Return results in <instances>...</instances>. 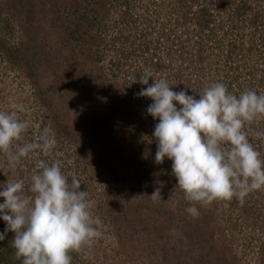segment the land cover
Listing matches in <instances>:
<instances>
[{
    "label": "rangeland",
    "instance_id": "1",
    "mask_svg": "<svg viewBox=\"0 0 264 264\" xmlns=\"http://www.w3.org/2000/svg\"><path fill=\"white\" fill-rule=\"evenodd\" d=\"M92 1L27 0V8H31L34 14L37 31L47 41L48 52L56 57H45L44 61L34 64L27 61L12 63L0 50V111H10L12 104L25 108L24 113L18 114L21 119L29 121L22 142H34L46 125L55 132V143L47 153L36 151L16 168H10L6 158L0 154V183L23 180L27 193L32 175L39 171L37 162L41 159L49 165L58 164L68 177L69 184L73 176L79 179L80 189L88 193L91 215L102 222V237L95 241L91 249L69 253L71 264H264V190L256 193L258 197H253L258 204L248 212L244 207H233L231 200H218L206 205L197 204L200 215L193 218L187 213L186 217L180 209L186 211L191 202L185 200L183 191L176 187L172 178L168 177L166 182L158 185L163 202H154L152 198L148 200L150 194L145 190L147 184L153 183L151 179L145 178L136 184L130 179L127 184L119 180L118 184L115 182L116 188H113L107 171L104 175L105 170L92 160L96 150L99 156L105 150L114 153L116 148L119 155L125 153L126 149L134 157H140L141 152V158L147 163L148 153L157 151V145L155 149L140 141L143 136L152 135L155 125L152 122L155 120L142 112L143 104L140 105L136 96L140 91L139 86L144 88L145 85L140 84L133 73L121 70L117 61L121 54L119 50L125 47L126 51L134 49L132 42L141 39L142 31H147L148 38L153 42L162 31L164 34L168 31L169 39L158 44L162 50L176 51L177 57H170L177 60L173 61L176 71L201 65V58L207 63L201 65L204 73L213 68L223 71L225 65L231 68L227 50L250 47L255 44L258 34L264 32V0H104L106 4L102 7L106 12L102 16L107 24L110 21V25L106 30L107 35H103L104 42L93 44L95 54L88 52V48L77 43L79 40H74L56 25L58 15L64 17V11H56L55 6L69 2L79 10L77 16H85L87 3ZM125 2L128 4L125 5ZM4 4V1L0 3L1 8ZM202 8H207L211 15V22L203 33L196 21ZM125 10L128 18L132 17L127 25L120 20ZM115 20L118 21L117 28H112ZM80 29L81 32L86 30L83 24ZM245 32L251 34L245 35ZM12 34L5 43L18 44L28 36L20 28ZM115 37L119 41L114 45ZM124 37L130 38L127 46V41L120 43ZM188 52L185 57L180 56ZM200 52H203V57L197 58ZM260 52L262 55L252 62L247 53L244 54L242 68L238 67L239 73L233 70L236 76L229 75L225 81L230 92L237 95L259 89L263 93V87L258 88L259 81L264 80V72L261 71L264 69V51ZM131 53L129 63L139 64L143 61L140 54ZM249 62L251 67L247 66ZM31 67L33 75H28ZM174 71L169 69L171 77H175ZM100 86L107 89L101 90ZM103 100L119 106L117 113L110 109L111 103L105 104ZM100 104H103L101 117ZM54 110L58 112L55 114ZM58 115L66 120L62 123L58 118L59 124L55 126V116ZM110 119L114 124L117 119L118 130L110 144H105L108 138L103 139V144L99 131L103 128L106 133L105 126L110 128L112 125ZM67 125L76 133L72 136L77 140L68 137L64 131ZM257 125L264 128L261 121ZM87 136L92 139L88 140ZM84 141L94 151L85 154L80 150L78 143ZM102 161L105 165L109 164L108 157H102ZM164 161L167 164L162 165V169L172 163L167 159ZM125 162L130 163L125 173L130 177L137 172L136 162L133 164L129 155ZM160 166L161 163L159 167L150 163L147 167L157 183L160 177L156 173ZM114 199L118 204H109ZM160 224L165 225L163 232L158 233ZM4 229L5 222L0 220V232H4ZM13 236L14 233L12 239ZM7 250L4 247V251ZM180 253L186 255L185 261L179 258ZM164 254L171 257V262L163 260Z\"/></svg>",
    "mask_w": 264,
    "mask_h": 264
},
{
    "label": "clouds",
    "instance_id": "2",
    "mask_svg": "<svg viewBox=\"0 0 264 264\" xmlns=\"http://www.w3.org/2000/svg\"><path fill=\"white\" fill-rule=\"evenodd\" d=\"M138 82L146 87L137 95L151 99L146 112L158 121L152 133L155 162H172L176 187L191 202L186 211L193 218L200 215L197 204L236 198L242 205L252 192L264 190V159L244 131L245 125L264 120V94L247 90L236 95L216 82L196 98L184 89L173 91L150 73ZM10 108L0 111V154L16 168L36 151L47 153L55 132L46 125L34 142H22L29 121L18 114L26 110L19 104ZM255 135L264 138V132ZM37 168L27 193L23 180L0 183V220L5 222L0 241L14 233L10 242L21 264H71L69 253L91 249L102 237V222L91 215L88 193L77 177L69 184L58 164L43 159ZM150 197L163 202L159 188Z\"/></svg>",
    "mask_w": 264,
    "mask_h": 264
},
{
    "label": "trees",
    "instance_id": "3",
    "mask_svg": "<svg viewBox=\"0 0 264 264\" xmlns=\"http://www.w3.org/2000/svg\"><path fill=\"white\" fill-rule=\"evenodd\" d=\"M3 1L5 2V4L2 5V8L0 6V50H2L3 56L6 55V57L9 60H11L12 63L27 61L28 63L31 62L33 64L35 62L37 63V62L44 61L43 59L45 57H52V56L56 57V55H54L52 52L51 53L48 52L47 46H46L47 41H45L44 38L42 39V34H40L37 31V28L35 27V21L33 20L34 14L31 11V8H27V4H26L27 0H0V3L1 2L3 3ZM101 1H102V3H101ZM105 4L106 3L104 2V0H94L90 3H87L85 10H86V12L87 11L88 12H87V14L85 13V16H77L79 14V10L76 7H73V5H70L69 2H66V3L64 2L60 6H55L57 8L56 11H60V10L64 11V17L62 15H58V17H57V18H59V20L58 19L56 20V22H57L56 25L58 26L57 28L62 29L65 33H68L70 37H74V40H77V41L79 40L77 43H79L85 49L88 48V50H89L88 52H90V53L93 52L95 54V49H94L93 44L96 45L98 43L100 45L101 43L104 42V36L103 35L104 34L107 35L106 30H108V28H109L108 26L110 25V23H109L110 21H108V24H109L108 25L104 21V17L102 16V14L104 12H106V9L104 7H102V6H105ZM127 4H128V2H125V5H127ZM202 9H200V11L198 12L197 17H196V21L201 28L200 29L201 33H203L205 31V28L208 27L210 22H211V15L208 12V9L207 8H202ZM96 14H100L101 16H95ZM207 14H208V16H206ZM73 18H75V21H72ZM131 18H132L131 16L128 18V14L125 10V15L121 16L120 20L122 22H124V25H127ZM254 21H255V19L253 20V22ZM117 22L118 21L115 20V22L112 24V28H117ZM81 24H83V27L86 28V30L84 32L80 31L81 30L80 29ZM17 28L18 29L20 28V30L22 31V33L25 36L28 35L27 39L25 41L19 42L18 44H7V43H5L9 39H11V36L13 35L12 32L14 30H16ZM102 31H103V33H102ZM261 32H262V34H260ZM261 32L259 34L257 33L258 37L255 38V44L253 43L252 46L246 47V48L242 47L241 50H240V48H237V50H236L235 47H232L231 49L227 50V54H228L227 59H229V65L231 66V68L228 67V65H225V66H223V71L217 70V69L212 67L213 69H210V71L208 73H204L205 69L201 65L207 64V63H205L204 60L203 61L201 60V59H203V58H201V57H203V52H200L197 55V58H201L200 59L201 65H195L192 67H190V66L184 67V68H180L179 70L176 71L174 69V67H176L175 62L177 60H171L172 58H174V56L177 57L175 54L176 51H174L172 49H167V50L163 51L159 47L158 42H153L152 40H150L148 38L147 31H142L141 37H140L141 39H139L138 41H135L134 43L132 42V45H133L132 47H134V49L131 48L130 51H126V49H125L126 47L123 46L125 48H122V51L119 50L121 52V54H120V58L117 59V61L120 62V64L116 63V65L119 64V66H121V70H123L124 73H127V72L133 73V77H135L136 79H138V78L140 79L142 76L150 73L152 78H154L155 80L165 79L172 86L173 91H179L181 89H184L187 91V93L189 95H195L196 98H198V93L203 91L206 87L210 86L211 84L216 83V82L226 84L225 81L228 80L227 78L229 75L236 76V75H234L233 70L237 74L239 73L240 68H238V67H241L243 65V63H244L243 57H244L245 53H247V56H249L251 58V62H252V60H254V58L257 59L258 56L262 55V53L260 51H264V49H261L264 47V32L263 31H261ZM60 34H62V33L60 32ZM244 34L245 35L251 34V32H245ZM163 36H165L164 33H162L159 36V38H161ZM129 39H130L129 37H124L123 39H121L123 42H120V43L124 44V42L127 41V43H125L127 46V45H129L128 43H130L128 41ZM166 39H169V37H166ZM113 40H114V42H113L114 45L117 43V41H119L118 38L116 40V37ZM30 46H31V48L29 51ZM98 47H100V46H98ZM200 47H202V46H200ZM233 49L236 51H234ZM25 51H27V53H24ZM131 52H133L134 54H136V53L140 54L143 61L139 64H132V62L129 63L128 58L131 57V55H132ZM189 53L190 52H188L186 54L182 53L180 56L185 57ZM170 57H171V59H170ZM58 61H60V59ZM173 61H175V62H173ZM231 61H232L233 65H232V63H230ZM251 62H249L247 64V66L250 65V67H251ZM33 64H30L29 66H32ZM169 69L171 70V72L175 70L174 71L175 77H173V76L171 77V75L169 74ZM121 70H118L117 72L121 73ZM32 71L33 70L31 67L28 75H33ZM261 71L264 72V69H261ZM112 74H114V68H113ZM151 83H153V81L150 78L149 84H151ZM226 86L228 87V85H226ZM260 86L263 87V93H260L259 89H254V90L260 94H264V80L259 81L258 88H260ZM105 88H106L105 86L104 87L102 86L101 90H103ZM141 89L142 88L139 86V90H141ZM237 95H239V94H237ZM136 98L139 100L140 105L143 104V107L141 108L142 112L145 115H148L146 112V109H147L148 105L152 103L151 99L146 98V97H140L138 95L136 96ZM103 101L105 104L111 103V106L109 105L110 109H112L115 113H117L119 106L116 107L115 103H112L111 101H106V100H103ZM100 105H101L100 106V110H101L100 117H101L102 116L101 114H103V112H102L103 111V108H102L103 104H100ZM54 111H55V114L58 112L57 110H54ZM113 111H111V113ZM110 117H108V118H110ZM55 118H56L55 126H57L59 124V121L64 123L66 120L65 118L63 119L60 115L55 116ZM58 118H59V121H58ZM148 118H151V116L148 115ZM68 121H70V120H68ZM75 121L78 122L77 119H75ZM157 122L158 121H153L152 124L157 123ZM261 122L264 124V120H262ZM93 124L95 125V122H93ZM111 124L112 125L109 126L110 128L105 126L106 133H104L103 128H101L100 129L101 131H99V135H100L99 139H101L103 144H104V140H103L104 138H108V140H106L107 142L105 144H107V143L110 144L111 141H113V139L116 137V133L118 130V128L116 129V124H118L117 119H115V124L111 120ZM152 128H154V126ZM64 131L66 132L68 137L71 138V140H77V138L75 139L72 136L73 134H76V133L72 132L73 130L69 129V125H67V127L65 126ZM244 131L247 135V138L249 139V142L253 144V146L256 148V150L260 152L261 158L264 159V138H258L255 135V133L257 131L264 132V128L262 127V125L259 126V125H257V123L250 125V126L245 125ZM103 135L106 137H104ZM151 136L152 135H150L149 137L143 136V138H141L140 141L142 143L145 142L146 146L150 145V146H153L155 148L156 143L154 141V138H152ZM130 137H131V135H130ZM87 139L90 140L92 138L90 136H87ZM152 140L154 142H152ZM101 141H98L99 142L98 144L100 146H102ZM134 142H136V140H134ZM76 143H78V142H76ZM78 145L80 146V150H82L85 154H89V152L94 151V149H92L91 147H87L88 144L85 141L82 143H78ZM95 148L98 149V146L96 145ZM96 152H97V150H96ZM96 152L94 153L95 158H92V160H94V162L97 163L99 165V167H102L105 170L103 172V174L107 171L108 176H110L112 184H114L113 188H116L117 185L115 184V182L117 181V184H118L119 180H122L126 184L130 180H132L136 184V183L143 181V179H145V178H149V179H151V181L153 183L147 184L145 190L151 195L153 193V190L155 191L158 188V185L160 183H162V181L166 182L168 180V177L170 179L172 178L171 180H173L175 185L177 184L176 178L172 175L171 165H167L168 167H164L162 169V165L163 166L166 165L167 161H164L163 163H161L160 169H158V172L156 173L160 177L158 183H157V181L155 182V176H152V175H150V173H148L147 167L149 166L150 163L155 164L156 167L158 165V167H159V164H157L155 162V152L154 151H153L154 153L149 152L148 153L149 156L146 154V156H148V160L146 161L147 163H145V161L141 158V155H142L141 152H140V157H139V155L138 156L136 155L135 156L136 158L134 156L130 155V152L127 149H126L125 153L123 152V154H121L122 157H121V155H119L118 149H116V148L114 149V153H109V152H107V150H105L104 152L100 153V155L98 156V155H96L97 154ZM128 155H129V159H131L133 161V164H134V162H136L135 167L137 170V172L134 174H131L130 177L125 176V173L128 171V167L130 166L129 162H127V163L125 162V158ZM151 156L153 158H151ZM102 157H108L109 158V164L108 165H105V162L102 161ZM99 174H100V172H99ZM151 177H153V178H151ZM161 188H163V187L161 186ZM260 191L261 190L252 192L251 195H249L247 197V199H245V202L242 205L239 203V201L236 198H233L231 200V205L233 207H235V206L244 207L245 208L244 210L246 212L250 211L251 209H255L258 202L256 201L255 198L253 199V197L254 196L256 197L258 195L256 193H260ZM148 197H150V196H148ZM150 199H151V197L148 198V200H150ZM109 204L116 205V204H118V201L114 199L113 201L109 202ZM180 212L183 213L184 216L188 217L189 213L187 211H182L180 209ZM128 216H129V214H128ZM130 218H131V216H130ZM164 225L165 224H162V225L160 224V226H158V233L163 232V226ZM11 240H12V233L9 232L5 236V239L3 241H0V264H21V260L17 259L14 255L15 250L13 247H11V244H10ZM4 247L8 248V250L4 251ZM180 254L181 255H179V258L183 259L185 261L186 255L183 253H180ZM165 255L166 254L163 255V260L165 259V260L171 262V257H166Z\"/></svg>",
    "mask_w": 264,
    "mask_h": 264
},
{
    "label": "built area",
    "instance_id": "4",
    "mask_svg": "<svg viewBox=\"0 0 264 264\" xmlns=\"http://www.w3.org/2000/svg\"><path fill=\"white\" fill-rule=\"evenodd\" d=\"M166 30H167V29H166ZM162 33H163V31H162ZM162 33H161V34H162ZM161 34H160V35H161ZM169 34H170V33H169ZM160 35H159V36H160ZM159 36H158V37L156 36V42L160 43V42H162V41H165L164 39H166V37H169V35H168V31H167V34H165V36H163V37H161V38H159ZM157 45H158V44H157ZM159 47H160V45H159ZM160 48H161V47H160ZM165 49H166V48H164L163 51H165ZM166 50H167V49H166Z\"/></svg>",
    "mask_w": 264,
    "mask_h": 264
}]
</instances>
